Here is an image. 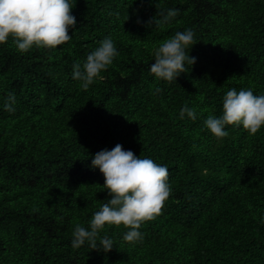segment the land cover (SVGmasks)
Instances as JSON below:
<instances>
[{"label": "trees", "instance_id": "trees-1", "mask_svg": "<svg viewBox=\"0 0 264 264\" xmlns=\"http://www.w3.org/2000/svg\"><path fill=\"white\" fill-rule=\"evenodd\" d=\"M73 3L67 43L0 44V264H264V127L229 125L217 139L204 124L230 89L264 95V0ZM168 9L179 15L165 23ZM185 29L196 63L177 82L157 80L155 50ZM108 36L119 55L84 90L73 64ZM184 105L195 121L179 118ZM116 144L167 166L171 194L142 242H126L121 224L101 233L111 251L74 249L75 226L110 198L91 158Z\"/></svg>", "mask_w": 264, "mask_h": 264}, {"label": "clouds", "instance_id": "clouds-1", "mask_svg": "<svg viewBox=\"0 0 264 264\" xmlns=\"http://www.w3.org/2000/svg\"><path fill=\"white\" fill-rule=\"evenodd\" d=\"M73 7V0H0V44L7 43L11 37L17 50L27 53L33 47L55 49L67 43L72 38L69 29H75L77 24ZM178 15V9H168L163 14V22ZM197 42L192 29L176 32L155 50L150 74L157 80L177 82L187 72L186 66L196 63L197 58L190 55V49ZM118 55L112 37H105L83 63L73 64L72 79L87 90ZM160 91L155 89V93ZM15 104V94H9L4 109L12 113ZM185 117L195 121L196 111L184 105L179 118ZM204 124L217 139L229 135L226 130L229 125L243 126L255 135L264 127V95H255L251 89H230L223 97V114L209 115ZM89 167L103 174V190H107L110 198L93 214L87 226H75L71 246L79 249L87 244L92 250L107 253L114 247V240L101 233L106 227L121 224L128 229L123 235L126 242H142V224L161 213L172 191L167 166L151 158H141L116 144L111 150L105 148L95 153Z\"/></svg>", "mask_w": 264, "mask_h": 264}]
</instances>
